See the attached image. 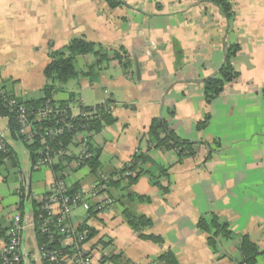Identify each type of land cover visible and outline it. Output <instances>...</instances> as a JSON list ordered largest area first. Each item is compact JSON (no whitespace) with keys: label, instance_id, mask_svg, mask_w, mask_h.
<instances>
[{"label":"crops","instance_id":"1","mask_svg":"<svg viewBox=\"0 0 264 264\" xmlns=\"http://www.w3.org/2000/svg\"><path fill=\"white\" fill-rule=\"evenodd\" d=\"M120 1L110 8L106 0H0V88L19 100L44 88L51 54L73 40L107 54L105 61L76 57L77 76L53 98L75 116L107 104L115 119L91 141L96 171L60 166L73 191L105 182L110 207H78L73 219L89 234L93 264H160L166 253L177 264H246L245 239L258 248L255 264H264V0H228L230 14L211 0ZM232 48L239 76L208 102L205 83L219 76ZM117 53L129 56L128 70L113 59ZM1 119L17 165L7 159L0 168V227L7 237L14 213L27 216L23 245L31 264H45L33 222L55 174L33 171L27 145L15 149L11 141H20ZM156 120L194 144L196 154L179 162L175 151L152 148ZM68 152L76 155L77 141ZM140 153L148 156L146 172L131 183L135 172L119 173ZM125 214L152 225L135 230ZM213 217L230 231L215 238L216 248L208 241L215 230L198 227ZM150 235L161 242L142 237ZM6 243L0 238V247Z\"/></svg>","mask_w":264,"mask_h":264},{"label":"built area","instance_id":"2","mask_svg":"<svg viewBox=\"0 0 264 264\" xmlns=\"http://www.w3.org/2000/svg\"><path fill=\"white\" fill-rule=\"evenodd\" d=\"M0 102L9 113L14 114L18 123L17 139L27 146L38 144L36 160L32 162L33 171L46 169L54 172L55 179L48 194L39 200V215L33 224L42 235L48 237L49 244L57 243L60 248L44 244L39 247L43 261L54 264H93L89 249V234L73 224L74 213L78 207L96 213L103 212L111 205L103 199L105 182L98 184L90 192L73 191L67 181V171H55L56 167L72 165V159L81 164L94 157L90 150L91 141L96 132L88 123L100 118L102 109L110 112L107 104L93 108H81L77 116L71 113L69 106L62 108L57 103H46L37 111H28L20 100L5 89L0 88ZM5 118V117H4ZM8 131H9V119ZM64 132L73 133V141L67 149L56 150L51 143ZM10 136V132H9ZM77 141V152L70 154L69 148ZM6 135L0 130V154L8 152ZM88 167V166H84ZM131 175L130 172L127 173ZM28 217L15 212L12 224L7 232L8 241L0 247L1 264H31V256L23 245V232L28 225Z\"/></svg>","mask_w":264,"mask_h":264},{"label":"trees","instance_id":"3","mask_svg":"<svg viewBox=\"0 0 264 264\" xmlns=\"http://www.w3.org/2000/svg\"><path fill=\"white\" fill-rule=\"evenodd\" d=\"M217 6H219L226 14H230L232 7L228 0H211ZM110 8H117L121 5L120 0H106ZM237 48H232L229 51L226 62L222 67L219 76L213 79L206 81L205 83V95L208 102H211L216 97H218L225 89L226 85L233 82L238 78V73L235 71L232 65V58L235 57L237 53ZM89 54H94L99 56L101 61L107 60V54L102 50V48H98L93 43H89L84 39H76L73 40L64 50H60L58 52H54L50 56V63L44 71V75L47 80V84L42 89V96L37 99H30L28 101L20 100V104L25 106L28 111H37L42 108L46 103H57L62 108H66V103L56 102L53 98L58 90L61 91L60 86L56 85H64L68 83L70 80L77 76L75 70V59L78 56H85ZM114 60H117L119 64L126 70H128L131 66V60L129 56L126 54H115ZM0 116L9 119V132L10 138L14 140L17 139L18 133V123L14 114L9 113L8 108H5L3 104L0 102ZM115 119L112 117L111 113L105 109H102V114L100 118L90 120L88 123L91 125V129L96 133H99L103 130L104 127L113 124ZM149 140L152 144V148H164L166 150H173L177 153L179 157V162H182L185 158L194 156L195 145L183 141L178 138V136L172 132L168 126L160 120H156L150 127L149 130ZM74 134L69 132H64L60 137L55 139L51 146L56 150L59 149H67L73 141ZM91 146V145H90ZM38 148V144H34L33 146H27V149L30 153V157L32 162L36 160V149ZM92 151V147H90ZM14 154L12 149L9 147L8 152L5 154H0V168L3 166L4 161L7 159H12ZM72 166L70 168V172H74L77 169L88 166L92 171H96L99 167V161L97 156L94 155L89 161H87V165L81 164L77 159H72ZM148 163L147 154H135L132 163L128 165L122 172L119 174H123L126 171H133L136 173L134 177H130L129 180L131 183H134L138 180L139 176L146 172L144 164ZM14 164L17 165L14 161ZM56 172L63 171V168L56 167ZM162 173H165L164 170H161ZM159 181L154 180V184L159 186ZM75 192V191H74ZM39 205L36 207V211L34 214L35 220H37L40 209ZM127 223L135 230H139L141 228L149 227L152 225V221L145 217L134 218L129 214H125ZM198 227L201 231L206 232L212 235V231L215 230L214 234L209 238V244L216 248V240L217 237H230V231L227 224H222L217 217H213L212 219H202L200 220ZM83 230V229H82ZM91 233V231L89 230ZM91 235V234H90ZM146 240H150L153 243H160L161 238L155 235L150 236H142ZM0 238H7L5 230L0 227ZM37 239L40 246L47 244L52 248H60L57 243L49 244L48 237L42 235L39 231H37ZM244 253L246 254V264H255L257 261L259 254L258 248L252 244L248 239L244 240ZM160 264H177L175 257L172 253H166L158 259ZM1 264V262H0ZM45 264H54L52 262L45 261Z\"/></svg>","mask_w":264,"mask_h":264},{"label":"rangeland","instance_id":"4","mask_svg":"<svg viewBox=\"0 0 264 264\" xmlns=\"http://www.w3.org/2000/svg\"><path fill=\"white\" fill-rule=\"evenodd\" d=\"M56 85L60 86L61 90L64 89V87L62 85H59L58 83H56ZM36 91H37L36 92L37 94L32 96L31 97L32 99H37V98H40L42 96V89L41 90H36ZM62 92H63V90H62ZM31 98H28V99H31ZM0 127H5V121L2 120V119L0 120ZM11 144L14 146L15 149H17L19 147L25 148V146H24V144L22 142H13V141H11Z\"/></svg>","mask_w":264,"mask_h":264}]
</instances>
